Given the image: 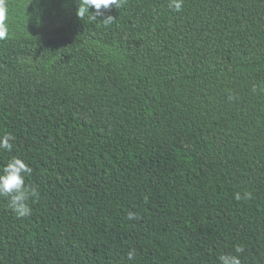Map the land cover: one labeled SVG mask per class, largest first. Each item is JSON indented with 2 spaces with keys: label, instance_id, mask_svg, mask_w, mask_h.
<instances>
[{
  "label": "trees",
  "instance_id": "obj_1",
  "mask_svg": "<svg viewBox=\"0 0 264 264\" xmlns=\"http://www.w3.org/2000/svg\"><path fill=\"white\" fill-rule=\"evenodd\" d=\"M5 3L0 264H264V0Z\"/></svg>",
  "mask_w": 264,
  "mask_h": 264
},
{
  "label": "clouds",
  "instance_id": "obj_2",
  "mask_svg": "<svg viewBox=\"0 0 264 264\" xmlns=\"http://www.w3.org/2000/svg\"><path fill=\"white\" fill-rule=\"evenodd\" d=\"M122 0H78V7L76 15L83 19L88 16L91 20H96L98 16H102L103 10H107L112 6L120 7ZM168 7L179 13L182 11L183 0H169ZM95 9V12H91L90 9ZM7 16V8L5 0H0V40H4L8 36V28L5 24ZM112 16H107L103 19V22L107 25L113 22ZM264 91V88L260 89ZM253 91H257L256 86H253ZM233 99V97H229ZM13 137L11 134H4L0 136V150H11L13 145ZM32 173V169L29 164L20 157H13L10 159L2 169H0V196L7 197L9 199V207L13 213L20 218L30 216L32 209L27 203L30 196H37L38 193L35 188L29 189L25 185V180ZM135 214L128 213V219H134ZM244 249L237 246L235 249L236 254H222L219 256L220 264H242L240 253ZM135 250H131L128 253V260L134 259Z\"/></svg>",
  "mask_w": 264,
  "mask_h": 264
}]
</instances>
